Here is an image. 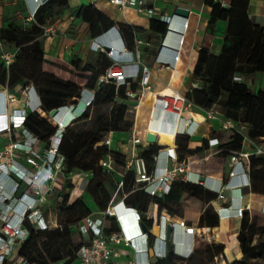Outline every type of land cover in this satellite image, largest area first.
Segmentation results:
<instances>
[{"label": "trees", "instance_id": "trees-1", "mask_svg": "<svg viewBox=\"0 0 264 264\" xmlns=\"http://www.w3.org/2000/svg\"><path fill=\"white\" fill-rule=\"evenodd\" d=\"M211 7L212 21H227V29L224 35L221 51L218 55L211 54L205 47L198 50L196 65L192 71L193 77L198 82V88H193L187 95V100L197 109L208 110L215 103L225 108L226 119L245 124L248 136L252 139L264 136V89L253 92L243 81L236 82L234 77L240 75L250 78L257 73H264V28L252 23L247 15L249 0H231L229 9L223 8L214 0H205ZM68 7L67 0H50L42 6L36 15L35 22L29 24L27 29L11 21L0 29V40L3 43L12 44L19 48L15 61L9 67H5L0 61V85L5 89H14L22 85H33L36 89L41 105L40 112H28L24 121V127L36 134L41 141L49 144L51 137L57 131V125L49 126L48 113L52 109H59L67 105H76L80 97V91L84 89L94 90L93 102L76 118L72 119L64 129L58 146V153L63 156V173L71 175L76 169L93 173L97 168L105 172L99 161L108 154L105 146H99L103 132H118L120 123L124 120L127 106L121 101L126 99L127 86L116 87L112 83L98 84V78L110 65V58L104 53H96L91 61L76 58L70 62L73 68L68 78L59 81L58 78L47 71L45 67L49 60L44 59V40L42 28L55 23ZM86 26L90 39L101 36L113 26H116L109 18L92 5L81 6L76 14ZM25 22V21H24ZM119 33L125 44L132 48L134 45L133 33L140 35L141 31L131 26L117 25ZM166 31V24L158 19H150L149 32L154 36L148 37V42L156 44L159 36ZM146 48H144L145 50ZM147 50V49H146ZM193 60V57L191 61ZM76 73H87L85 86L81 88L76 82ZM138 84L130 85L129 90L134 93ZM103 106H110L107 116L106 128H101L97 133L83 132L80 135L68 136L70 125L88 118L89 110H99ZM100 118L98 117V120ZM99 123V121H98ZM220 140L223 142V152L211 155L206 159H217V164L222 165L230 152L240 149L242 137L236 133L223 132ZM177 153L180 159L186 153L191 155L202 154L206 149L205 144L196 148L192 153L188 149L189 137L178 135L175 138ZM162 148L160 145H148L139 152V156L145 161L147 173L151 174L154 162L153 157ZM82 150H86L89 157L79 158ZM116 165H124V157L118 152H111ZM206 162V161H205ZM199 163V162H198ZM250 184L241 188V193H255L264 196V156L252 158L250 161ZM223 180L226 181L227 177ZM123 186L117 191L114 188L111 196L104 194V199L99 204L100 211H104L109 203L120 201L126 194L124 204L135 208L141 213L146 212L151 203L166 209L170 215H181L180 208L187 207L188 219L197 220L198 227H217L219 217L211 205L217 200V194L208 191L197 183L174 181L170 191L162 199H157L146 194L142 184L134 183V172L128 171L122 179ZM206 203L207 206L198 216L195 209L198 205ZM60 216L66 220L59 228L45 231H34L28 226L29 238L21 245L20 255L27 258L30 263L37 264H78L74 254L80 244L79 232L72 225L83 221L89 214L88 209L77 198L73 203L67 204L66 199L58 206ZM142 223L147 230L152 228V220L142 216ZM118 225L114 217L107 219L106 233L116 231ZM237 230L231 233H223V240L227 243L231 237L237 236ZM264 236V214L251 210L244 212L241 218L239 234L240 251L243 256L241 261L234 264H249V261L261 259L264 261V242L254 243L255 237ZM153 236L148 241L152 247ZM223 244H214L194 238L193 252L188 258H182L173 253L169 244L167 253L159 258L155 264H206L210 258L222 255ZM203 251V252H202ZM197 252L202 258L200 262H192Z\"/></svg>", "mask_w": 264, "mask_h": 264}, {"label": "built area", "instance_id": "built-area-1", "mask_svg": "<svg viewBox=\"0 0 264 264\" xmlns=\"http://www.w3.org/2000/svg\"><path fill=\"white\" fill-rule=\"evenodd\" d=\"M4 1L7 0H0V6L3 5ZM49 1L23 0L26 9L25 23L35 22L40 8ZM156 1L160 0H110V3L120 9L132 8L138 14H146L149 19H158L166 24L165 33L159 36L154 60L160 68H169L175 66L176 62L179 61L188 30V20L176 14L172 16L160 14L158 18H154L153 4ZM42 30L41 38L44 41L52 40L58 33L55 24L44 26ZM133 36L134 45L129 48L121 38L118 27L113 26L101 36L90 39L89 49L94 53H104L111 60L110 65L98 78V84L112 83L116 87L125 85L128 88L126 96L138 99L137 104L134 105L136 118L138 108L144 97L147 93L152 92V85L150 83L151 69L142 58L143 49L149 46V42L141 38L136 32L133 33ZM168 37H172L170 43L167 42ZM104 38L107 39V42L102 41ZM112 44H118V48L112 47ZM106 46L110 47L108 52ZM17 54L18 50L13 52L3 50V41L0 40V61L5 67L14 63ZM234 81L241 82L242 77L236 75ZM133 83L139 86L136 93L129 90ZM20 94L23 96L21 103L24 106L21 105V107L11 110L7 116V125L0 128V264H37L30 263L27 258L22 257L19 253L21 245L30 235L27 225L36 232L52 230L57 227L56 222H52L49 217L44 216L40 205L45 202L46 196L56 194L54 181L63 164V156L58 153V146L64 127L59 126L60 122L55 121L57 131L49 141L48 154L38 162V148L43 144V141L24 127V121L28 112L41 111L40 97L34 86L30 84L22 86ZM94 94V90L88 89L80 92L77 104L69 105V107H74L72 112L74 113L81 104L88 107L93 102ZM13 101H15L14 96H8L5 91H0V110L4 108L5 104ZM154 110L157 112V119L162 121V128L170 127V130L174 131V141L178 135L192 137L197 132L199 126L193 119L192 111L200 114L205 122L218 123L220 131L240 135L242 137L240 149L230 152L226 158L230 167L227 180L192 172L190 169L191 160L185 157L179 158L177 145L175 148L162 146L153 157L154 167L152 173L148 174L145 161L139 156V147L150 145L145 141L147 133L155 134L158 141L159 133L148 129ZM186 114L189 117H186ZM75 116L78 117L79 113H76ZM148 119V126L142 135H138L135 130L130 132V136L125 142L128 149L127 154L112 148L113 135L117 132H108L104 139L98 143L99 146H105L109 151L107 156L99 161V166L106 173H117L120 177L117 183V191L122 188V179L126 173L132 170L134 183L142 184L141 189L151 197L162 199L169 193L171 183L174 181L190 182L200 184L208 191L217 194V200L222 201L223 204L220 208L213 207L219 220L223 218L241 219L244 212L251 211L249 204L242 202L239 203V206L233 207L232 200L225 198V189L228 180H233L236 182L233 189L238 190V195L242 198L241 188L250 184L251 159L264 156V136L256 139L250 138L245 124L226 119L213 111L212 108L208 110L196 109L179 91H173V94L169 96L156 97L154 95ZM14 131L19 132L20 140L11 139L10 135ZM222 144L223 142L219 137H208L206 139L207 149L204 152H207L208 156L219 154L224 151L221 148ZM111 152L120 153L124 157V165H116ZM23 155H26L25 162L29 167L20 161ZM59 155L60 157H58ZM116 168H120V172H117ZM201 176L205 178L204 181L200 180ZM151 206L154 207L157 204L151 203L146 212L141 213L120 200L116 203H109L104 211L90 214L83 221L72 225L78 230L80 238V244L74 254L77 263L150 264V258L144 254L143 250L125 253L119 246L126 242L134 247V240L149 241L148 233L155 227L156 223L154 216L151 215ZM260 212L264 214V203L261 204ZM143 215L146 219L152 220V228L146 229V232H143L140 227L143 225ZM109 217L116 219L118 229L106 233L105 229ZM158 221L159 234L153 236L152 244L158 259L163 258L167 253L165 238L167 225L184 228L193 238L196 237L211 243L213 228L188 227L184 220L172 222L166 209L161 210ZM176 245L173 247V251L182 258H188L193 252V245L187 248H184V244L181 243ZM123 254L131 259L128 261L121 260ZM215 261L224 262L223 256L220 254L215 257Z\"/></svg>", "mask_w": 264, "mask_h": 264}, {"label": "crops", "instance_id": "crops-1", "mask_svg": "<svg viewBox=\"0 0 264 264\" xmlns=\"http://www.w3.org/2000/svg\"><path fill=\"white\" fill-rule=\"evenodd\" d=\"M21 1V0H20ZM215 2H218L221 4L223 8L229 9L231 7V0H214ZM8 2V1H7ZM23 2V0H22ZM24 3V2H23ZM68 7L64 12L63 18H61L55 25L58 28V33L52 40L44 41V59L48 60L49 57H57L60 49L62 48L60 45V42L63 39L68 40L69 50L66 54L70 51V48H72V45L76 42L71 37L73 25H76L78 21L83 23L79 18L76 17L77 11L81 6H88L92 5L96 9H98L100 12H102L107 18H109L114 24L117 25H124V26H131L134 28H137L141 31L140 37L145 39L147 42L148 37L154 38L153 35L150 34L149 28H150V19L146 14H138L134 9L128 8V9H120L117 6L110 3V0H67ZM25 6V4H24ZM154 7V18H158L160 14H166L169 16L175 15V10L178 8L188 10V16L184 17L188 20V30L185 36V41L183 48L181 50L179 61L176 62L175 66L169 67V68H160L157 63H155L154 57L157 53L158 45L153 43L152 41L149 42V46L144 47L146 48L143 51L142 58L151 69V79L150 83L153 87H156L161 84L165 87L170 86L173 91H179L172 87V83L178 79V75H180L182 70L188 71L190 74L192 73L196 62L198 58V50L200 47H205L211 54L218 55L221 51V47L223 44L224 35L227 29V21L224 20H216L212 21L211 16V7L208 6L205 3V0H160L156 1L153 4ZM4 8H6V3L4 4ZM5 14V9L2 12L1 17L3 19ZM247 15L249 20L257 24L259 26H262L264 28V0H249V5L247 8ZM63 24V25H62ZM84 24V23H83ZM62 25V26H61ZM85 25V24H84ZM86 26V25H85ZM172 37H168L167 42L170 43ZM89 42L85 41L82 45V56L85 55H91V58L93 59L96 55V53L92 52L89 49ZM68 56V55H67ZM193 57V60L191 61ZM178 68V70H177ZM178 71L177 74H174V71ZM192 87L195 88L198 86V82H192ZM18 87V86H17ZM139 89V86H137V90L134 91L136 93ZM162 89V88H161ZM19 90V89H18ZM160 90V89H159ZM157 90V91H159ZM263 90V89H261ZM0 91H5V93L9 96H14L15 101L10 102L6 104V113L0 114V128L5 127L7 125V113L9 114L11 110L17 109L21 107L23 96L20 94L19 91H17L16 88L14 89H5L0 85ZM156 91V92H157ZM180 92V91H179ZM151 93V92H150ZM181 93V92H180ZM149 94V93H147ZM146 94V95H147ZM146 97V96H145ZM142 104V102H141ZM83 105V104H82ZM141 106V105H140ZM138 108V113L139 109ZM134 108V107H133ZM213 111H215L220 116L225 115V108L215 103L212 107ZM151 106L149 107L148 111V118L150 113ZM127 112V111H126ZM193 112V119L195 123L198 124V130L197 132L192 136L189 137V143H188V149L192 153L196 148L202 147L206 144V139L208 137H219L217 133H221L219 128V124L216 122L210 123L205 122L203 120V117L200 114H196V112ZM133 113V111L131 112ZM138 113L136 118L138 119ZM71 114V112L68 111L67 114L63 115L62 117L63 123H65L68 120V116ZM76 112L74 114L72 113V117H76ZM186 117H189L188 114L185 115ZM49 117V116H48ZM69 118L70 120L72 119ZM135 118V110H134V116L131 115V121L134 122V125L132 129L125 134V136L119 137V144L115 146L114 149L120 151L123 154H127L128 149L125 145L126 140L130 136V132L132 130H135L138 135H142L143 132L146 130V125L148 122L145 123L144 129L142 131H138L136 127L137 119ZM136 122H135V121ZM119 132L113 135V141L112 146L116 141V138L119 136ZM12 140H20L21 136L18 131H14L10 135ZM44 143V142H43ZM161 146H165L167 148H175V141H173V144L171 145H163L159 144ZM193 144V147L191 146ZM145 147H139V151L142 149H146ZM44 150V145L42 144L40 148H38L39 153ZM207 152H203L202 154L198 155H191L190 153H186L184 155L185 158H188L191 160V171L197 174L201 175H207L211 176L216 179L220 178H226L228 176V170L230 169L227 161L220 166L217 164V159H206L209 157L207 155ZM163 157V155H162ZM206 161V162H205ZM199 162V163H198ZM62 176V174H60ZM118 177V181L120 179L119 175L116 174ZM59 176V173L55 177L54 181V187L56 184V180ZM57 191V189L55 188ZM239 193L235 190H225V198L226 200H232L233 207L239 206V203L243 204H249L250 209L252 210V207L257 205L258 202L260 203V206L258 209H261V204L264 203V196L260 194L255 193H243L242 198L239 197ZM126 198V194L122 195V198L120 200H124ZM56 200L55 195L51 194L49 196H46V200L44 203L40 205V209L42 210L45 217H49V219L52 222H56V217L54 214L55 207L53 206V202ZM212 207L220 208L223 206L222 201L216 200L211 204ZM207 206L206 203H203L201 205H198L195 209V215L198 216L203 212L204 208ZM150 210L152 211L151 215L154 216L156 223L154 226H158V216L161 213V210L158 206H151ZM181 215H170L172 222H178L179 220L185 221V225L188 227H198L197 226V220L190 221L188 219L189 210H187V207L180 208ZM97 212H100L98 210ZM96 212V213H97ZM53 214V218H52ZM95 214V213H92ZM241 224L240 218H229V219H221L218 222L217 227L213 228V235H212V241L211 243L214 244H223V252L222 256L224 259V264H233L237 262V258L241 254L239 242L237 240V236L239 234V228ZM237 230V236L231 237L229 241L226 243L223 240V233H231L233 230ZM156 234V228H153L149 233L148 236H155ZM176 235L178 238H181V244L184 246V248L191 246V239L189 236L185 234L184 228H176ZM256 243V241H254ZM133 244L139 248H142L144 245V241L140 240H134ZM121 250H123L125 253H130L132 251H136L134 249L133 245L129 243H122L120 246ZM131 258L122 255L121 260L128 261Z\"/></svg>", "mask_w": 264, "mask_h": 264}, {"label": "rangeland", "instance_id": "rangeland-1", "mask_svg": "<svg viewBox=\"0 0 264 264\" xmlns=\"http://www.w3.org/2000/svg\"><path fill=\"white\" fill-rule=\"evenodd\" d=\"M7 1H4L3 5L0 6V14H2V12L5 9V14L3 19L0 15V29L3 28L4 26H7V24L11 21H14L16 24L20 25L24 29L29 28L30 25L24 22V14L26 9L22 0L21 1L7 0ZM5 3H6V8H4ZM63 17L65 16L62 15L58 17L55 20V23H57ZM71 37L74 40H76V42L72 45V48H70L68 54L66 53L69 50L68 47L71 45H68L67 39H63L60 42L62 48L60 49L58 56L49 57L48 60L50 65L49 66L47 65L45 67V71L54 74L59 81H63L66 78H68L69 72L72 71L73 69L70 66V62L72 60H75L76 58H80L82 62L92 60L91 55L89 54L83 56L82 58L80 57L82 56L81 54L83 51L82 45L84 44L85 41H88V39H90L87 26H85L83 23L78 21L76 25H73ZM158 43H159V39H157L156 45H158ZM3 50L13 52L15 50L19 51V48L12 44L3 43ZM178 76H179L178 79H176L172 83V87L179 90L187 98V95L193 89L191 83L196 82L197 80L193 77L192 73L190 74L186 70H182L180 75ZM87 77H88L87 73H76V77L74 80L81 88H83L85 86V79H87ZM242 81L245 84H247L249 89L253 92L264 89V73H257L250 78H243ZM163 87L164 86L163 85L161 86V84L156 87H153L152 92L147 94L146 97H144L139 109L138 119L136 118L137 119L136 127L138 131H142L144 129L145 123L148 118L149 107L151 106L153 101L154 93L159 89L161 90V88ZM15 88L17 89V91L20 92L22 85H19L18 87ZM83 90H87V89L83 88L80 92H82ZM137 102H138L137 98H128V97L121 101V103L127 106V112L124 116V120L120 123V129L118 131L120 134L116 138V141L113 144L112 148H114V145L115 146L120 145L119 137L125 136V134L132 129L134 122L131 121V115L133 114L134 116L133 107L134 105L137 104ZM109 111H110V106H103L99 110L91 108L89 110L87 119L77 121L74 124L70 125L68 136L72 137L75 135H80L86 131L97 133L100 124H101V128L104 127L106 128L107 116ZM132 111L133 113H131ZM98 117L100 118L99 120ZM54 125H55V120L49 117L50 128H52ZM107 133L108 132L101 133L102 139H104V136ZM217 134L219 138L223 137L224 135L223 132ZM43 145H44V150H42L40 153L38 151L39 154L38 162L44 159V157L48 154L49 145L46 142H44ZM191 146L193 147V144ZM60 155L58 157H60ZM83 156L89 157V155L86 153V150H82L78 157L83 158ZM20 161L24 162L26 167H29L25 162L26 155H23ZM63 168H64V163L61 165L60 168L61 171L59 172V176L55 184V188L57 189V191L55 194L56 200L53 202V206L55 207L54 214L56 217V224H57L56 228H59L60 224H64L66 222L63 216L58 215L59 211L57 210L58 206L63 202L64 199H66L67 204H71L77 198H79L82 201V203L85 205V207L88 209L89 214L96 213L98 210H100L99 204L104 199V194H106L107 196H111L114 188H116L118 183V177L116 175L117 173L115 174L106 173L103 172L102 170H98L97 168L94 170L93 173H87L76 169L69 176L63 173ZM116 171L120 172V168H116ZM60 174H62V176ZM259 206L260 203L258 202V204L253 206L252 209L256 211H260L258 209ZM52 218H53V214H52ZM255 241L256 243L264 242V236L255 237ZM242 258L243 256L242 254H240L237 260L241 261ZM193 259L194 260L192 262L202 261V258L199 256V254H197V252L194 254ZM175 264H182V263L177 262ZM200 264L203 263L201 262ZM206 264H224V263L223 261H215V260L213 261V259L210 258ZM249 264H264V261L261 259H254L249 261Z\"/></svg>", "mask_w": 264, "mask_h": 264}, {"label": "bare ground", "instance_id": "bare-ground-1", "mask_svg": "<svg viewBox=\"0 0 264 264\" xmlns=\"http://www.w3.org/2000/svg\"><path fill=\"white\" fill-rule=\"evenodd\" d=\"M103 42H107V39L104 38L102 40ZM110 43V41H109ZM112 47H115L116 49L118 48V44H112ZM178 70V68H177ZM178 71H174V74H177ZM173 94V90L170 86H167L165 88H162L161 90L155 92V96H169ZM85 97V95H84ZM83 103V100L81 101ZM82 108L83 106H79L77 109H76V113H80L82 111ZM69 112L73 113L72 110L70 111L69 109H66V110H63L60 115H59V118L60 119V124L59 126L63 127L66 122H68L69 120H67L65 123H63V120H62V117H64L63 115L67 114ZM157 112L156 110H154L153 112V117H152V120H150V123H149V126H148V122H147V125L146 127L148 126V129L151 130V131H156L159 133L158 135V143L159 144H163V145H171L173 144V141H174V131L173 130H170V127H165V128H162V121L160 119H157ZM149 120V119H148ZM64 124V125H63ZM236 182H232L231 184H234ZM218 208V206H217ZM154 228H156V234H159V228L157 226H155Z\"/></svg>", "mask_w": 264, "mask_h": 264}, {"label": "water", "instance_id": "water-1", "mask_svg": "<svg viewBox=\"0 0 264 264\" xmlns=\"http://www.w3.org/2000/svg\"><path fill=\"white\" fill-rule=\"evenodd\" d=\"M175 14L176 15H179V16H183V17H187L188 16V10H185V9H181V8H178L175 10ZM110 50V47L109 46H106V51L108 52ZM24 106V104L22 105ZM66 109H69L70 111L74 109V107H63L61 109H52L49 113H48V116L52 119H54L55 121L57 122H60V119L59 118V115L60 113L63 111V110H66ZM74 114V113H73ZM69 118L72 117V113L68 116ZM68 118V120H69ZM73 118V117H72ZM145 141L147 143H149L150 145H155L157 144V136L155 134H152V133H147L146 134V138H145ZM200 180L201 181H204L205 178L203 176L200 177ZM141 227V230L143 232H146V228L143 226V225H140ZM166 238L167 240H170L171 239V227L168 225L167 228H166ZM145 241V240H144ZM148 256L150 258V264H155V262L158 260V258L156 257L155 253H154V250L153 248H150L148 250Z\"/></svg>", "mask_w": 264, "mask_h": 264}, {"label": "clouds", "instance_id": "clouds-1", "mask_svg": "<svg viewBox=\"0 0 264 264\" xmlns=\"http://www.w3.org/2000/svg\"><path fill=\"white\" fill-rule=\"evenodd\" d=\"M80 106H83V108H82V111L79 113V115L85 110V108L87 107H85L84 105H80ZM6 104H5V106H4V108L2 109V110H0V113H6ZM7 116H8V113H7ZM74 118H76V117H74ZM74 118H72V119H74ZM71 119V120H72ZM70 120V121H71ZM70 121H68V122H66V124L63 126L64 127V129L68 126V124H69V122ZM232 182H234L233 180H230V181H228L227 182V184H226V189L225 190H230V189H232V190H235V191H237L238 192V190H236V189H233V187L235 186V183L234 184H231ZM239 193V192H238ZM168 226V225H167ZM167 226H166V228H167ZM170 226V225H169ZM171 227V239L170 240H167V238H166V230H165V238H166V243H167V248H168V246H169V244H170V246H171V249H172V251H173V247H176L177 245L176 244H179V243H181V238H178L177 237V235H176V226L175 227H172V226H170ZM181 228V227H180ZM185 234L187 235V236H189L190 237V239H191V245H193L194 244V238L191 236V235H189V233L187 232V231H185ZM150 248H153V250L155 251V249H154V247H149L148 246V242L147 241H144V245H143V247L142 248H139L138 249V247H136L135 245H134V249H136V250H143V252H144V254H146V256L149 258V256H148V250L150 249ZM173 253H174V251H173ZM175 254V253H174ZM177 255V254H176Z\"/></svg>", "mask_w": 264, "mask_h": 264}]
</instances>
